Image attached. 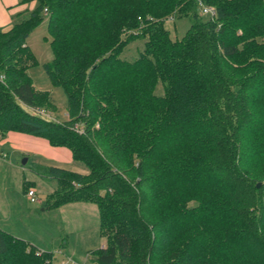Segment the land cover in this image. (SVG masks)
Here are the masks:
<instances>
[{"label":"trees","instance_id":"obj_1","mask_svg":"<svg viewBox=\"0 0 264 264\" xmlns=\"http://www.w3.org/2000/svg\"><path fill=\"white\" fill-rule=\"evenodd\" d=\"M34 1L0 27V139L43 137L87 166L48 165L42 204H96L106 241L91 264H264V0ZM171 16L190 19L181 37ZM44 18L64 119L28 71L26 38ZM53 254L0 225V264Z\"/></svg>","mask_w":264,"mask_h":264},{"label":"rangeland","instance_id":"obj_2","mask_svg":"<svg viewBox=\"0 0 264 264\" xmlns=\"http://www.w3.org/2000/svg\"><path fill=\"white\" fill-rule=\"evenodd\" d=\"M30 5L31 2H28L27 6ZM201 14L207 17L208 12L202 10ZM189 23L187 16H171L164 20L171 38L181 37ZM144 38L136 37L129 42L121 56H137ZM26 40L38 60L37 64L28 69L33 83L41 89H47L55 103V107L48 106V115L57 119L68 118L64 89L49 80L42 66L43 62L52 57L46 18L29 32ZM155 91L162 93L160 83ZM36 143L38 141L32 137L11 138L0 142V225L42 249L53 250V264L59 263V250L64 251V255L69 253L66 256L73 258L76 264H91L92 250L106 241L99 233L96 204L90 201L69 202L59 207L42 204L45 196L55 188V180L47 174L46 167L49 164L78 171H87L88 168L79 160L64 159V155L54 159L46 150H56L54 146L47 144L48 148L45 149ZM2 152L6 153L5 156ZM24 158L26 161L22 162ZM27 188L34 189L37 197L35 201L29 199ZM192 200L193 198H188L186 202L192 203Z\"/></svg>","mask_w":264,"mask_h":264},{"label":"crops","instance_id":"obj_3","mask_svg":"<svg viewBox=\"0 0 264 264\" xmlns=\"http://www.w3.org/2000/svg\"><path fill=\"white\" fill-rule=\"evenodd\" d=\"M30 2H31V5L27 6V3H19L18 0H0V27L7 28V27H9L11 25V20H12V14L13 13L21 11V10H25L26 8L33 7L34 4H35V1L33 0V1H30ZM19 137H32V139L37 140L38 143L41 146H43L45 149H46V147L48 148L47 144L51 145L43 137H39V136H35V135H31V134L24 133V132H19V131H9V132H7V134L0 139V142L6 141V140H10L11 138L14 139V138H19ZM38 143H36V144L39 145ZM51 146H53V145H51ZM54 147H55L56 150H51V148L50 149H46L47 152L52 156V158L59 159V158H61L62 155H64L65 156L64 159H73L72 155H71V151L67 147H65V146H54ZM81 172H86V170L83 169ZM70 202H76V201H70ZM67 203H69V202H67ZM62 205H60V206H62ZM17 236H20V235H17ZM102 245H104V243ZM59 252H60L59 253L60 255L57 258V262H60L62 259L65 258L66 255L69 254V253H67V254L64 255V251L62 252L61 250H59ZM53 253H54V251H53ZM53 256H54V254H53Z\"/></svg>","mask_w":264,"mask_h":264},{"label":"built area","instance_id":"obj_4","mask_svg":"<svg viewBox=\"0 0 264 264\" xmlns=\"http://www.w3.org/2000/svg\"><path fill=\"white\" fill-rule=\"evenodd\" d=\"M45 10H46V8H45ZM203 11L208 12V13H213L214 9L211 6H205L203 8ZM3 77H4L3 74H0V79H3ZM39 111H41L43 113L45 112L43 109H39ZM75 126H77V125H75ZM5 154H6L5 152H2L3 156H5ZM26 193L29 196V199L31 201H35L37 199L35 191L33 188H28L26 190ZM56 264H76V261L73 258H71L70 256H65L64 259H62L59 263H56Z\"/></svg>","mask_w":264,"mask_h":264},{"label":"water","instance_id":"obj_5","mask_svg":"<svg viewBox=\"0 0 264 264\" xmlns=\"http://www.w3.org/2000/svg\"><path fill=\"white\" fill-rule=\"evenodd\" d=\"M26 161V158L22 159V162H25Z\"/></svg>","mask_w":264,"mask_h":264}]
</instances>
